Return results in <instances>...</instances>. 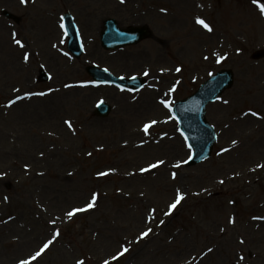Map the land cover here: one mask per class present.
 <instances>
[{"label":"rangeland","instance_id":"1","mask_svg":"<svg viewBox=\"0 0 264 264\" xmlns=\"http://www.w3.org/2000/svg\"><path fill=\"white\" fill-rule=\"evenodd\" d=\"M124 2L0 0V264H264V58H251L264 49V0ZM66 11L86 41L79 60L63 47ZM110 17L146 24L152 37L106 52L98 32ZM93 63L147 84L90 93L79 84ZM221 69L235 84L207 109L218 143L188 168L190 150L158 99L173 106ZM103 100L106 119L94 116ZM74 209L83 210L69 217Z\"/></svg>","mask_w":264,"mask_h":264},{"label":"water","instance_id":"2","mask_svg":"<svg viewBox=\"0 0 264 264\" xmlns=\"http://www.w3.org/2000/svg\"><path fill=\"white\" fill-rule=\"evenodd\" d=\"M143 37H144V31H142V30H134V31H131L130 33H128V32H120L118 29H116V26H113L111 33L106 32L103 35V43H105V44L109 43L107 47L108 48H114V47H117V46H120V45H127V44L137 43ZM76 51H77V48H76ZM80 54H81V52L77 53L76 55H80ZM223 75L230 77L231 74L230 73H226V74L224 73ZM227 85L230 86L231 85V81H228ZM108 109L109 108L106 105H103L101 107V110L103 111V114L108 113V111H109ZM200 119H201V122L204 124V122H203L204 119H203L202 115H200Z\"/></svg>","mask_w":264,"mask_h":264},{"label":"snow or ice","instance_id":"3","mask_svg":"<svg viewBox=\"0 0 264 264\" xmlns=\"http://www.w3.org/2000/svg\"><path fill=\"white\" fill-rule=\"evenodd\" d=\"M22 2H27V0H22ZM253 2H254V3H257V0H253ZM260 7H261V11L264 12V5H261ZM197 23L203 25V27L206 28V29L209 30V31L212 30L211 27H210V25L207 24L203 19H201V18H199V17H197ZM15 42H16L18 45L21 44V41H20V40H16ZM21 46H22V45H21ZM24 59H25V60L28 59V55H27V54H25ZM177 71H180V69L178 68ZM145 74L147 75V73H145ZM42 94H43V93H41V95H42ZM25 95H30V94H27V93H26ZM19 98H20V97H17V99H19ZM11 103H14V101H10V102H9V106L11 105ZM165 103H166V102H165ZM68 123H69V126L71 127V123H70V122H68ZM151 123L154 124V123H156V122H155V121H152ZM148 128H149V125L146 124V125L144 126V131L147 132V131H148ZM232 143L235 144L236 141H233ZM159 163H163V161H160ZM156 166H157V165H155V164L151 165V167H153V168H155ZM178 166H179V165H177V167H178ZM258 167H264V165H258ZM100 174L103 175L104 173H100ZM173 176L175 177V173H173ZM222 182H223V181H221V183H222ZM182 198H183L182 195L178 194L177 199L175 200L174 203H172V204L170 205V208H171V209H175L176 206L180 203V200H181ZM93 200H95V194L93 195ZM92 206H93L92 204L87 205V207H92ZM82 210H83V209H74L73 211L68 212L67 215H68L69 217H71V216L74 214L75 211H82ZM148 231H151V229H149ZM147 234H148L147 232L143 233V235H147ZM57 235H59V233H57ZM51 243H52V241H48V242L44 245V247H43L40 251H38V252L36 253V256H39V255L41 254V252L44 250V248H47L48 245L51 244ZM125 251H127V249H125ZM209 251H211V249H209ZM20 264H28V261H26V260H22V261H20ZM78 264H82V262H78ZM105 264H108V262L106 261Z\"/></svg>","mask_w":264,"mask_h":264},{"label":"bare ground","instance_id":"4","mask_svg":"<svg viewBox=\"0 0 264 264\" xmlns=\"http://www.w3.org/2000/svg\"><path fill=\"white\" fill-rule=\"evenodd\" d=\"M89 92H90V93H94L92 90H89ZM150 105H151V104H149V108H152V109L154 108L155 110H158V108H157L156 105H154V107H151Z\"/></svg>","mask_w":264,"mask_h":264}]
</instances>
